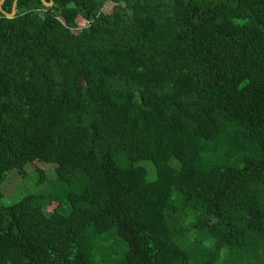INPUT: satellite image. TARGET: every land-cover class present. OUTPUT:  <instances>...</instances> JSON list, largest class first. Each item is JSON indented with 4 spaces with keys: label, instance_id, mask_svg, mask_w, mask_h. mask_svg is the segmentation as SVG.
<instances>
[{
    "label": "trees",
    "instance_id": "trees-1",
    "mask_svg": "<svg viewBox=\"0 0 264 264\" xmlns=\"http://www.w3.org/2000/svg\"><path fill=\"white\" fill-rule=\"evenodd\" d=\"M13 3L0 264H264V0ZM38 162L50 189L5 204Z\"/></svg>",
    "mask_w": 264,
    "mask_h": 264
},
{
    "label": "rangeland",
    "instance_id": "rangeland-1",
    "mask_svg": "<svg viewBox=\"0 0 264 264\" xmlns=\"http://www.w3.org/2000/svg\"><path fill=\"white\" fill-rule=\"evenodd\" d=\"M139 164L148 169L149 179H156V167L151 161L142 160ZM26 171V176L19 174L16 169L7 173L6 179L1 185L5 204L18 202L29 194L46 193L50 189V182L55 178L56 165L46 162L29 163L26 166ZM41 172L46 178L43 181L41 180ZM44 211L47 215H50L53 208L52 206H45Z\"/></svg>",
    "mask_w": 264,
    "mask_h": 264
},
{
    "label": "water",
    "instance_id": "water-1",
    "mask_svg": "<svg viewBox=\"0 0 264 264\" xmlns=\"http://www.w3.org/2000/svg\"><path fill=\"white\" fill-rule=\"evenodd\" d=\"M4 1H5V0H1V1H0V9H1V10H3V8H2V4H3ZM17 1H18V0H14L13 8H12V12H11V13H8V12H6V11H3V12L5 13L6 16H8V17H10V18H12V17L15 16V14H16V4H17ZM44 3H45L46 5H50V6L53 5V1H51V2H49V3H47V2L45 1Z\"/></svg>",
    "mask_w": 264,
    "mask_h": 264
}]
</instances>
